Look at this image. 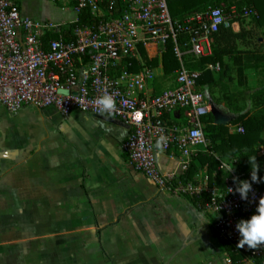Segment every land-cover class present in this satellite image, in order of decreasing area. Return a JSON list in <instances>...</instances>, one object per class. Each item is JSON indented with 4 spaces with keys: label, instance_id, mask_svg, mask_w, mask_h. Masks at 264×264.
Wrapping results in <instances>:
<instances>
[{
    "label": "crops",
    "instance_id": "obj_1",
    "mask_svg": "<svg viewBox=\"0 0 264 264\" xmlns=\"http://www.w3.org/2000/svg\"><path fill=\"white\" fill-rule=\"evenodd\" d=\"M18 3L23 13L39 19L30 0ZM230 28L241 35L235 42L242 56L239 51L228 53L207 67L217 77L222 73L231 92L250 94L259 71L245 53L264 46V21L237 20ZM144 48L158 63L145 64L138 49L134 73L151 69L154 79L137 94L156 95L173 87L175 75L165 74L159 46ZM116 70L111 74L124 70L123 62ZM199 89L207 97L213 123L230 125L238 114L222 101L225 86ZM241 105L245 111L253 107L251 99ZM98 116L74 111L64 117L54 107L34 106L11 114L0 107V264H226L227 257L233 260L235 252L217 236L213 215L200 211L192 196L160 188L136 171L122 152L129 127L120 119ZM165 120L173 125L186 122V117L176 110ZM237 126L230 125V131L236 132ZM202 151L193 148L186 158L177 150L157 149L156 156L161 171L175 182L224 187L216 173L209 183L208 164L199 160ZM191 163L198 170L183 178Z\"/></svg>",
    "mask_w": 264,
    "mask_h": 264
},
{
    "label": "built area",
    "instance_id": "obj_2",
    "mask_svg": "<svg viewBox=\"0 0 264 264\" xmlns=\"http://www.w3.org/2000/svg\"><path fill=\"white\" fill-rule=\"evenodd\" d=\"M57 2L75 9L74 22H79L82 12L90 15L88 22L72 26L74 22L36 19L23 13L18 0H0V107L11 114L26 106L54 107L64 117L80 111L124 121L130 131L122 152L134 169L160 188L203 197L217 236L242 256L238 264H264V246L238 248L241 237L236 229L241 219L255 214L264 190L252 182L248 199H241L235 189L243 179L234 169L229 172L232 165L228 163H223L229 173L224 187L175 182L161 171L156 156L157 149L177 150L189 158L193 148L207 147L203 118L210 106L197 86L200 73L187 68L186 60L212 56V37L221 26H229L237 17L256 16L257 9L232 5L227 13L224 6H209L176 20L169 0ZM170 41L180 62L173 87L139 96L137 92L154 79L151 69L139 73L124 69L111 75L120 63L136 55L139 45L156 44L162 52ZM106 95L114 101L110 111L101 110L100 101ZM176 110H184L186 122L167 124L166 114ZM235 131L244 133L241 126ZM225 263L233 260L227 257Z\"/></svg>",
    "mask_w": 264,
    "mask_h": 264
},
{
    "label": "trees",
    "instance_id": "obj_3",
    "mask_svg": "<svg viewBox=\"0 0 264 264\" xmlns=\"http://www.w3.org/2000/svg\"><path fill=\"white\" fill-rule=\"evenodd\" d=\"M236 5L238 9L244 6H253L257 9L258 14L251 17V20L264 21V0H169V9L174 19L180 20L187 16L200 12L209 6H224L226 12L229 8ZM90 15L82 12L79 15V22L76 24H86ZM244 17H237L230 21V25L234 21H242ZM229 26H221L219 31L212 37L213 55L203 58H188L186 66L190 70L200 73L197 79L199 88L208 87L210 90L214 86L223 85L226 90L223 91V102L234 113L238 114L236 118L230 121V125H239L243 127L244 133L230 131L228 124L213 123L212 115L209 113L203 118L204 134L208 140V145L199 155V160L202 165L208 164L209 183L213 182V173H216L218 183L224 185L225 178L229 175L228 170L223 167V163L231 164L234 171L243 180L251 182L252 167L249 157H256L259 164V177L261 182L255 183L261 190H264V153L261 149L264 148V46L260 48H252L248 50L247 55L254 61V67L259 71L255 91L247 92H231L228 85L223 82L224 76L222 73L217 77L213 70L209 69L208 64H216L222 61V57L228 53L238 52L236 38H240V34L233 32ZM56 37V35H55ZM174 44L170 41L167 43L166 49L163 50L161 62L165 74H173L180 66L179 59L174 53ZM139 50L145 64L153 67L157 65L158 59H149L143 45H139ZM242 56V52L239 51ZM133 65V67L131 66ZM123 69L128 72H137V62L133 58L124 60ZM112 75V74H111ZM251 99L253 107L245 111L244 102ZM184 113V110H180ZM198 170V167L191 163L183 178H190ZM196 207L202 212H208L206 208V200L203 197H190ZM225 244L227 242L223 241ZM234 261H242L240 254H233Z\"/></svg>",
    "mask_w": 264,
    "mask_h": 264
},
{
    "label": "clouds",
    "instance_id": "obj_4",
    "mask_svg": "<svg viewBox=\"0 0 264 264\" xmlns=\"http://www.w3.org/2000/svg\"><path fill=\"white\" fill-rule=\"evenodd\" d=\"M100 102L102 104V111H110L114 107V101L110 96L106 95ZM249 159L252 167L251 182L248 180L239 181L235 189L243 200L248 199V194L252 190V182H261L258 175L259 164L257 163L256 157H249ZM232 169L233 167L229 168V172H231ZM232 191L233 189H231L230 192ZM236 229L241 237L237 244L238 248H244L245 245H247L250 249H258L264 246V197L259 199L255 214L249 219H241L237 223Z\"/></svg>",
    "mask_w": 264,
    "mask_h": 264
},
{
    "label": "rangeland",
    "instance_id": "obj_5",
    "mask_svg": "<svg viewBox=\"0 0 264 264\" xmlns=\"http://www.w3.org/2000/svg\"><path fill=\"white\" fill-rule=\"evenodd\" d=\"M30 5L38 9L39 19H50L55 23H71L78 18V14L73 7L59 3L57 0H30Z\"/></svg>",
    "mask_w": 264,
    "mask_h": 264
},
{
    "label": "water",
    "instance_id": "obj_6",
    "mask_svg": "<svg viewBox=\"0 0 264 264\" xmlns=\"http://www.w3.org/2000/svg\"><path fill=\"white\" fill-rule=\"evenodd\" d=\"M63 93L64 94H68V91H66V90H63ZM76 93V92H75ZM100 119H102V120H113V118H109V117H106V116H98ZM126 126H128L127 124H126ZM129 127V126H128Z\"/></svg>",
    "mask_w": 264,
    "mask_h": 264
}]
</instances>
